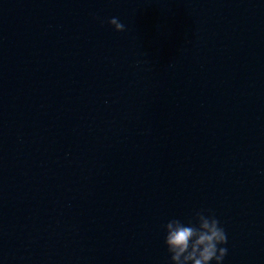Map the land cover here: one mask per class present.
<instances>
[{"label": "water", "instance_id": "obj_1", "mask_svg": "<svg viewBox=\"0 0 264 264\" xmlns=\"http://www.w3.org/2000/svg\"><path fill=\"white\" fill-rule=\"evenodd\" d=\"M200 209L264 264V0H78L5 264H169Z\"/></svg>", "mask_w": 264, "mask_h": 264}, {"label": "clouds", "instance_id": "obj_2", "mask_svg": "<svg viewBox=\"0 0 264 264\" xmlns=\"http://www.w3.org/2000/svg\"><path fill=\"white\" fill-rule=\"evenodd\" d=\"M116 32L125 26L118 18L109 21ZM169 264H224L227 235L211 211L196 210L188 219L170 218L163 225Z\"/></svg>", "mask_w": 264, "mask_h": 264}]
</instances>
